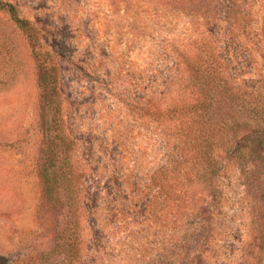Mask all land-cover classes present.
Masks as SVG:
<instances>
[{
  "label": "rangeland",
  "instance_id": "1",
  "mask_svg": "<svg viewBox=\"0 0 264 264\" xmlns=\"http://www.w3.org/2000/svg\"><path fill=\"white\" fill-rule=\"evenodd\" d=\"M8 1L39 43L0 9V255L11 264H264V136L231 130L215 170L171 188L161 173L171 127L155 116L185 89L174 45L230 3L228 72L247 93L236 111L264 106V0ZM44 63L58 68L84 192L103 201L77 216L65 192H45L54 133Z\"/></svg>",
  "mask_w": 264,
  "mask_h": 264
},
{
  "label": "trees",
  "instance_id": "2",
  "mask_svg": "<svg viewBox=\"0 0 264 264\" xmlns=\"http://www.w3.org/2000/svg\"><path fill=\"white\" fill-rule=\"evenodd\" d=\"M0 9L28 32L35 45L39 43L37 28L20 15L14 3L0 0ZM224 13V18H211L207 29L194 30L186 41L173 47L175 63L187 75L185 89L182 95H175L165 109L155 113L156 121L165 120L171 127L172 155L161 167L171 188L181 177L191 179L207 170H215L218 152L229 148L231 130L242 128L247 131L246 136L249 133L251 137L264 136V106L259 109L258 104L254 105L253 114L248 115H238L236 111L245 106L247 93L237 92L238 87L232 85V73L228 72V65L232 64L231 3L225 5ZM198 23L202 24V19ZM44 68L40 82L51 105L54 133L49 139L43 170L45 192L49 199H53L57 191L65 192L77 216V211L83 207L99 208L103 201L99 198L100 191L84 192L85 174L75 160L79 139L68 128L58 68L56 64L48 67L45 63ZM259 97L264 101V95ZM0 264L11 262L0 255Z\"/></svg>",
  "mask_w": 264,
  "mask_h": 264
}]
</instances>
